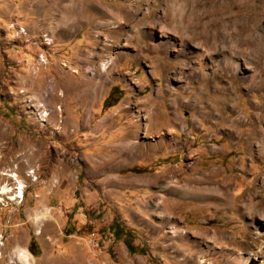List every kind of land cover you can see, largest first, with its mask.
<instances>
[{"label": "rangeland", "instance_id": "1", "mask_svg": "<svg viewBox=\"0 0 264 264\" xmlns=\"http://www.w3.org/2000/svg\"><path fill=\"white\" fill-rule=\"evenodd\" d=\"M198 1L0 0V264H264V0Z\"/></svg>", "mask_w": 264, "mask_h": 264}, {"label": "bare ground", "instance_id": "2", "mask_svg": "<svg viewBox=\"0 0 264 264\" xmlns=\"http://www.w3.org/2000/svg\"><path fill=\"white\" fill-rule=\"evenodd\" d=\"M196 1H197V3H200V1H198V0H196ZM105 69H106V67H105ZM144 119L146 120V117ZM126 153L129 154L130 152L126 151ZM210 176H212V175H210ZM198 180H199L198 182H195L196 187L193 186V185L190 186V185L187 184L186 187H187V190H189L190 194L195 195V194L200 193L201 195H209V194L213 193L222 202H230V200H233L236 203H239L242 200V199L240 200L239 197L235 198L233 196L228 195V193H227V186H228L227 182H221L220 185H216L212 181H209L207 179V176L206 177H201ZM22 189H23V187L21 185L19 187H17V188H14V189H11L9 186H3V187H0V196L7 195L8 193H11V192L14 191V196L12 198H10V200L21 199L23 197V190ZM184 191H185V189H184ZM261 205L264 206V199L258 205H253V206H258V207L260 206L261 207ZM263 210H264V208H255V207L252 208V209L250 208L249 214L250 215H257L258 217L259 216H263V214H262ZM262 237H264V235ZM30 257H31L30 254L25 249H23V250L20 249L18 252H16V256H15V260L16 261H14V263L18 262V264H32Z\"/></svg>", "mask_w": 264, "mask_h": 264}, {"label": "trees", "instance_id": "3", "mask_svg": "<svg viewBox=\"0 0 264 264\" xmlns=\"http://www.w3.org/2000/svg\"><path fill=\"white\" fill-rule=\"evenodd\" d=\"M121 233H119V234H116L117 236H116V239L117 240H122L123 239V235L122 234H124L123 232H124V230L122 229L121 231H120ZM128 234V233H127ZM124 244H125V246H126V248L128 249V251L129 252H133L134 253V249L132 248V246H131V244H130V242H129V238H127V240H125L124 241Z\"/></svg>", "mask_w": 264, "mask_h": 264}]
</instances>
